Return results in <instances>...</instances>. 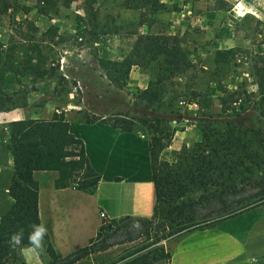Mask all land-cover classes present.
<instances>
[{
  "label": "rangeland",
  "instance_id": "rangeland-1",
  "mask_svg": "<svg viewBox=\"0 0 264 264\" xmlns=\"http://www.w3.org/2000/svg\"><path fill=\"white\" fill-rule=\"evenodd\" d=\"M121 3L122 0H0V95L10 99L5 110L0 111L1 136H5L12 118L48 119L54 111L66 110L68 121H89L85 124L109 127L112 131H117L112 126L115 119H125L132 123L133 131L122 133L128 137L123 145L128 144L131 152L137 151L141 161L148 143L144 121H158L160 127L170 132L168 146L163 150H167L166 157H177L200 148L196 145L201 139V121L207 115L218 119L222 91L234 92L239 104L256 115L258 96L253 73L255 68H264L262 0H231L233 16L238 18L228 16V35L236 52L227 66L216 70L212 64L213 52L206 50L211 35L172 24L168 20L171 6L158 16L160 23H154L148 30L140 27L138 31L142 33H176L190 62V68L166 86L160 105L144 110L134 105V95L145 88L153 74L132 66L125 84L114 87L99 65L100 59L119 61L125 57L134 37L105 35L93 40L90 34L93 12L100 17L105 14L116 17L123 27L127 23L135 24L137 13L124 11ZM193 3L190 2L191 10ZM2 5L9 8L4 10ZM48 29H52V35ZM178 101L193 104L179 107ZM215 126L218 125L211 124ZM135 140L139 144L131 146ZM4 147L2 144L3 150ZM2 162L6 171L4 151ZM244 177L246 181L237 180L235 191L228 192L222 201L206 194L193 195L197 199L194 209L198 223L225 225L227 221L241 220L238 227L242 229L249 218L263 209V169L251 166V173ZM76 186L74 183L73 187ZM184 195L192 197L185 190ZM135 219L138 218H119L117 232L104 242L108 245L105 253L98 249L102 245L100 240L92 244L89 254L93 264H110L138 247L146 251L162 245L165 251L169 250L176 236L150 245L152 239H145L146 230ZM81 264H89V257Z\"/></svg>",
  "mask_w": 264,
  "mask_h": 264
},
{
  "label": "trees",
  "instance_id": "trees-1",
  "mask_svg": "<svg viewBox=\"0 0 264 264\" xmlns=\"http://www.w3.org/2000/svg\"><path fill=\"white\" fill-rule=\"evenodd\" d=\"M121 4L124 11L137 13L135 24L127 23L123 27L116 17L110 14L100 17L93 12L90 34L93 40L105 35L134 37L125 57L119 61L100 59L99 65L114 87L125 84L132 66L151 72L153 79L134 95V105L144 110L160 105L166 86L173 78L184 74L190 68V62L176 33L138 31L140 27L148 30L154 21L153 16L158 11H166L165 3L161 0H122ZM2 7L4 10L9 8ZM51 31L48 29L49 35L53 34ZM235 52L232 48L215 50L212 56L215 70L227 66ZM253 75L258 96L254 109L256 115L248 113L247 108L239 104L234 92L222 91L224 95L218 119L207 115L201 121V139L196 145L200 147L198 151L178 155L173 163L158 159L161 150L168 146L170 132L160 127L158 121L142 123L148 131L147 153L155 201L151 218L135 221L142 225V230H146L145 239H152L150 245L169 236L214 225V222L198 223L194 209L197 199L193 195L206 194L222 201L228 192L235 191L237 180L246 181L244 176L251 173V166L264 171V68H255ZM9 100L7 96L0 95V111L5 110ZM168 100L170 107L173 99ZM178 102H182V106L193 104ZM211 124L218 126L211 127ZM112 126L121 133L133 131L132 123L125 119H115ZM8 129L6 149L11 155L12 171L6 194L11 204L0 216V264H25L21 251L28 244L29 226L39 223L37 183L32 174L54 172V188L73 187L75 183V189L85 193L93 192L99 175L88 165L81 140L69 132V121L63 111L52 112L48 119L13 120L9 122ZM184 190L192 197L184 195ZM118 221H104L88 246L66 257L56 255L45 237V252L42 253L46 258L45 264H72L86 257L92 244L99 240L102 245L98 249L106 250L108 245L104 242L117 232ZM20 228L24 229L25 239L22 245L14 246L10 243V236ZM142 250L144 247L134 248L110 264H155L168 260V252L162 245Z\"/></svg>",
  "mask_w": 264,
  "mask_h": 264
},
{
  "label": "crops",
  "instance_id": "crops-1",
  "mask_svg": "<svg viewBox=\"0 0 264 264\" xmlns=\"http://www.w3.org/2000/svg\"><path fill=\"white\" fill-rule=\"evenodd\" d=\"M161 2L165 3L167 9L168 5L172 7L168 19L172 24L182 29L195 28L199 33L211 35L206 50L214 52L235 47L228 35V16L238 18L233 16L231 0ZM190 2H194L192 10ZM162 11L153 16L154 21L148 29L154 23H160L158 16L165 14ZM18 119L22 118L10 120ZM69 132L81 140L89 166L99 175L93 192L85 193L75 187L54 188V172L32 174L37 183L38 221L47 225V241L60 257L88 246L104 221L121 217L150 219L155 201L147 151L140 161L137 151L131 152L127 149L130 148L128 144L123 145L127 135L112 131L109 127L69 121ZM8 136L9 129L5 128V136L0 135V216L11 204L6 194L12 171L11 155L6 149ZM135 143L139 144V141L135 140L131 146H136ZM2 144H5V150ZM2 151L5 153L6 171L3 170ZM166 151L162 150L158 159L173 163L175 155L166 157ZM99 213L104 216L100 217ZM240 222L227 221L225 225L202 227L176 236L167 251L166 264H264V210L249 218L242 229L238 227ZM21 253L25 264L46 262L44 254L37 257L25 248ZM91 255L72 264H81L88 257L89 264H93Z\"/></svg>",
  "mask_w": 264,
  "mask_h": 264
},
{
  "label": "clouds",
  "instance_id": "clouds-1",
  "mask_svg": "<svg viewBox=\"0 0 264 264\" xmlns=\"http://www.w3.org/2000/svg\"><path fill=\"white\" fill-rule=\"evenodd\" d=\"M31 231L28 233V244L25 246L27 251L34 253L39 257L45 252V237L48 234V228L45 223H36L29 226ZM25 239L24 229L20 228L10 236V243L14 246L22 245Z\"/></svg>",
  "mask_w": 264,
  "mask_h": 264
},
{
  "label": "built area",
  "instance_id": "built-area-1",
  "mask_svg": "<svg viewBox=\"0 0 264 264\" xmlns=\"http://www.w3.org/2000/svg\"><path fill=\"white\" fill-rule=\"evenodd\" d=\"M182 105H183L182 102H178V106H179V107H181ZM99 216H100V217H103L104 215H103L102 213H99Z\"/></svg>",
  "mask_w": 264,
  "mask_h": 264
}]
</instances>
